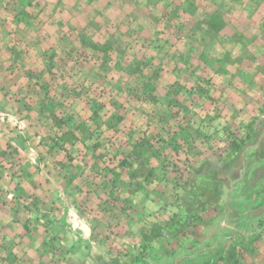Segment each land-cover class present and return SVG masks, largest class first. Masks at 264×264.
Segmentation results:
<instances>
[{
    "label": "crops",
    "instance_id": "1",
    "mask_svg": "<svg viewBox=\"0 0 264 264\" xmlns=\"http://www.w3.org/2000/svg\"><path fill=\"white\" fill-rule=\"evenodd\" d=\"M197 1L0 0V106L18 112L24 124L20 131L14 127V122L0 120V264H62L63 257L74 244L87 245L94 250L96 243L106 252V245L117 240L127 249L133 248L132 240L136 235L126 224L132 221L131 215L119 210L122 203L111 206L115 211L110 217L111 227L103 216L102 210L107 203L98 202L95 192H108L110 188L100 185L97 191L88 195V184L83 176H87L92 168L96 155H78L72 165L66 152L86 149L82 140H88L91 145L96 140L90 138L95 130L102 132L99 141L108 135L109 139L126 142L127 148L135 143L136 133L145 129L150 116L136 115L141 111V101L128 88L142 79L149 80L150 73L135 78L124 72V67L134 60L150 61V67L159 60L162 65L166 64L165 75H160L156 85L159 94L155 95L161 100L171 97L166 89L162 90L167 81L178 80L187 84L186 88L192 87L194 81L186 83L181 75L185 70V59L182 58L175 70L169 60L176 49L185 55L184 58L197 64L198 54L194 50L198 44L177 29L180 19L186 15L188 2ZM208 2H215L213 5H218L220 12L233 20L241 17L246 21L241 28L243 42L237 46L240 50L215 73L213 86L192 91L183 89L178 94L187 104L185 121L190 118L188 113L193 112L191 124L195 144L199 150L209 153V148L221 144L229 132L227 127L215 122L214 105L220 100L224 102L225 98L236 104L237 88L243 91L241 103L245 112L259 114L255 124L258 135L253 143L264 137L261 133L264 129V0ZM162 13L166 16L157 21L156 16H162ZM230 30L228 27L225 32L230 35ZM49 62L52 67L45 69ZM106 64L114 66L107 76L99 70ZM72 67L79 72L74 75ZM170 67L174 70L173 76L169 74ZM28 70L35 72L36 77L28 74ZM239 72L240 81L237 78ZM42 81L49 83L48 90L40 87ZM90 81L94 83L93 87L82 90L81 83L87 85ZM219 82L223 84L222 90L215 87ZM71 87L75 93L69 90ZM125 89L129 95L125 94ZM215 90L220 95L216 96ZM86 97L92 100L106 98L111 103L97 106L99 117L91 119L92 106L86 104ZM114 101L118 103L114 104ZM159 105L162 110H168L167 106ZM207 113L211 116L206 117ZM57 135H62L63 147L54 146ZM213 156L217 158L216 154ZM240 157H243L242 152L236 161ZM257 162L264 164V154L257 157ZM248 174L256 178L249 181L242 202L250 198L257 200L259 194L264 193V179L260 181V188L256 186L254 190L253 185L259 177H264V170L257 169ZM123 182L126 183L120 181V186L115 189L123 186L128 192L129 186ZM143 185V193L134 202L148 207L146 202L151 201L141 202L140 199L143 194L155 191L147 181H143ZM233 192L228 190V195ZM22 200H26L25 204L27 201L34 203L26 207ZM67 205L102 217L98 221V230L94 231L88 220L90 216L86 214L79 220L82 234H75L77 231L67 225ZM257 210L263 215L255 219L244 216L227 219L226 216L210 235L215 234L218 244L225 238L222 232L241 229L252 235L260 234L258 247L262 246L264 205L250 207L248 212ZM228 212H233V208L228 207ZM91 221L96 222L92 217ZM234 222L236 227L230 229L229 223ZM26 224L31 227V232L26 231ZM193 251L184 250L180 256Z\"/></svg>",
    "mask_w": 264,
    "mask_h": 264
},
{
    "label": "trees",
    "instance_id": "2",
    "mask_svg": "<svg viewBox=\"0 0 264 264\" xmlns=\"http://www.w3.org/2000/svg\"><path fill=\"white\" fill-rule=\"evenodd\" d=\"M209 4L208 0L188 2V8L184 11L186 15L182 20L180 19L179 27H177L181 35L191 36L195 44L202 46L197 55V64H193L190 58H184L185 55L176 49L169 60L173 62L175 70L185 59L183 62L185 70L181 75L186 83L194 81L192 87L186 88L187 84L183 85L178 80L167 81L162 90L166 89L171 97L161 100L155 95L159 94L156 85L161 79L160 75H165L166 64L162 65L159 60L153 63L154 67H150V61L136 62L134 60L121 69L135 78L142 77L147 72L150 73L149 80L142 79L128 88L133 90L130 93L141 101V111L136 115L141 116L145 113L150 116L145 129L136 133L135 143L127 148L126 142L109 139L108 135L99 141L102 132L95 130L90 138L95 137L96 140L91 145H88V140H82L86 149L78 148L75 150L77 153L73 150L66 152L68 162L72 165L76 163L75 159L78 155L86 153L96 155L92 168L87 172V176H83L88 184V195L91 191H97V186L100 185L110 188L108 192L105 190L95 192L100 200L98 202L107 203L103 210H111V206H119L122 203L119 210L123 214L131 215L132 221L126 224L136 235L132 240L133 248L127 249L114 240L110 246L106 245L105 253L92 254L89 246L74 244L69 254L63 257L62 264H89V259L94 264H151L152 262L157 264H245L246 254L253 255L258 251V243L262 238L260 234L252 235L248 231L242 232L241 229L233 230L226 233L225 238L218 244L215 241V234L212 236L210 234L229 213V204L224 203L221 198L223 175L233 166L240 153L255 141L258 135L255 124L259 114L250 115V119L243 127L244 130L241 127L228 130L226 139L214 148H209L211 152L208 153L207 150H199L195 144L191 124L193 112L188 113L190 118L185 121L187 104L178 97L183 89L192 91L199 88L209 89L213 86L212 79L215 73H218L232 57V50L228 48L223 35L225 29L231 28L230 35L227 37L231 47L243 42L241 28L246 22L245 19L239 17L233 20L231 16L221 13L218 5ZM168 14L170 15L169 12ZM161 15L156 16L157 21L166 16L163 13ZM215 44L223 46L224 50L213 56L210 48ZM106 51L104 50L105 53ZM51 67V63L44 66L45 69ZM113 68L114 66L106 64L100 66L99 70L102 69L107 76ZM173 68L171 67L170 73L174 72ZM73 70L74 75L79 72V70L75 72L74 67H72ZM34 73L28 70V74L36 77ZM39 84L43 89L50 88L47 81ZM81 85L83 90L87 87L92 88L94 83L90 81L87 85L83 83ZM69 90L74 92L72 87ZM130 93L125 89V94ZM106 100V98L101 100L84 98L86 104L92 106L91 119L99 117L97 106L111 103L110 100ZM204 102L200 104L204 105ZM150 104H152L151 107H149ZM159 104L167 106L168 110H162ZM3 108L0 106L1 110H5ZM12 113L20 118L24 129L23 119L19 113ZM208 116L211 115L207 113L206 117ZM0 120L3 119L0 117ZM59 120L63 121V118ZM14 127L18 130L15 122ZM115 130L118 129L115 128ZM130 138L133 136L131 135ZM54 140V146L58 144L63 147L62 135H57ZM213 154L217 155L216 159ZM122 180L129 186L128 192L124 191L123 186L118 190L115 189L120 186ZM143 181H147L155 191L153 194H143L140 199L141 202L150 200L151 203L156 204V209H151L152 211L149 210V206L134 202L144 191ZM261 199L264 200V195ZM248 200L250 202L246 201L238 205L240 214L254 202L252 198ZM25 202L26 200H22V205L26 207L34 203L27 201L28 204H25ZM107 214L109 221L110 212ZM236 216L241 217L238 213ZM94 218L96 221L94 226L99 225L100 219ZM25 229L31 232L28 224ZM101 242L105 243V241ZM192 249H194L193 252L180 256L184 250Z\"/></svg>",
    "mask_w": 264,
    "mask_h": 264
},
{
    "label": "rangeland",
    "instance_id": "3",
    "mask_svg": "<svg viewBox=\"0 0 264 264\" xmlns=\"http://www.w3.org/2000/svg\"><path fill=\"white\" fill-rule=\"evenodd\" d=\"M215 4V2H212L211 6H215L213 5ZM235 11V10H234ZM231 31V30H230ZM202 35V34H200ZM223 35L225 36V40L227 42L228 48L232 50V58L236 57L237 52L240 50L239 47L235 46V47H231L228 43V39L227 37L229 36L228 33L225 32V30L223 31ZM234 45V44H233ZM202 46H198L194 52L198 54V52L202 49ZM224 50V47L219 45V44H215L212 48H210L211 54L213 56H215L214 54H220L222 53ZM196 57V56H195ZM230 62V61H229ZM171 68V67H170ZM172 76L174 75L173 72L170 73ZM240 76V77H239ZM239 76L238 81H240L241 79V73L239 72ZM173 78V77H171ZM242 80V79H241ZM217 81V79H216ZM220 86V87H219ZM217 90H222L223 84L222 83H216L215 85ZM236 89V88H233ZM237 94L234 97V100L237 101V105L235 103H231V101L229 99H223L224 102H222V100H220V102L215 103V108L213 110V114H215L214 116V120L215 122L219 123V126H225L227 127V131L228 130H232V128H243L244 125L247 123V121L250 119V115L249 113L245 112L244 107L242 106L241 103V96H242V90L241 88H237ZM214 94L216 96L220 95L219 91L214 92ZM226 110V111H225ZM225 111V112H223ZM244 130V128L242 129ZM244 132V131H242ZM223 134L227 133L226 131H222ZM261 133L264 136V129H261ZM243 157H240V159H238L232 166L233 170H229L226 171L223 175L224 177V181L222 183V196L221 198H223V202L228 205V207L231 209V207L233 208V212H230L229 215H227V219L232 218V217H236V213H238L241 217H249V218H258L259 216L263 215L261 214L260 210L257 211H252L251 213L248 212L249 208L247 207V209L241 211L242 213L240 214V211L238 209V205L240 203H243L242 200H244L243 197V193H246L247 190V185L249 184V181L251 179H254L256 177H249L250 175L248 174L249 172L251 173L252 171L255 170H264V164H258L259 162H257V157L262 156L264 154V137L262 140H259L253 144H250L247 148H245L243 151ZM245 154H249L247 155L248 157H244ZM217 165V164H216ZM145 168V167H144ZM143 168V169H144ZM249 170V172H248ZM248 172V173H247ZM249 175V176H248ZM264 179V177H259L256 181H254V190H256V186H258V188H260L261 183L263 182L262 180ZM262 181V182H260ZM259 182V183H258ZM251 184V183H250ZM249 186V185H248ZM228 190H234L233 195L229 196L228 195ZM230 193V192H229ZM262 195H264V193L259 194V200H253L254 202L251 204V207H256V206H263L264 205V200L261 199ZM258 199V198H257ZM248 201V200H246ZM260 201V202H259ZM147 205L150 207L149 210H153L156 209L157 205L154 203L146 202ZM73 205H67V210H66V220H67V225L72 229L77 231V235L80 236V234H82L80 231L81 229L79 228V220L82 219L83 215L86 216V214H88L90 216V218L88 219L90 221V223L92 224V227L94 226L93 222L91 221V217L95 220L94 216L92 213L90 212H83L81 210V208L79 210H77V206L75 209H73L72 207ZM68 209H71V213H73V215L76 217V220L73 221L71 219L72 216L68 214ZM151 210V211H152ZM86 211V210H85ZM104 214L103 216L106 217V220L108 218V214L110 212V217H113V213L115 214L114 210H103ZM82 212V213H81ZM236 212V213H235ZM70 213V214H71ZM258 216V217H257ZM100 220H102V217H98ZM87 219V218H86ZM105 220V222H106ZM112 220L110 219L109 221H107V224H109V227H111L112 224ZM100 223V222H99ZM97 227H99V225L94 226V231H97ZM229 227L230 229L233 227H236L235 222L234 223H229ZM79 231V232H78ZM229 232V231H228ZM228 232H222V235H225V233ZM93 249H91L92 254H96V253H105L104 252V248L99 245L94 243L93 244ZM258 253H255L253 255H248L246 254L245 257V264H264V241L262 242V246L259 247ZM89 264H94L92 262L91 259L88 260ZM151 264H157L152 262Z\"/></svg>",
    "mask_w": 264,
    "mask_h": 264
},
{
    "label": "built area",
    "instance_id": "4",
    "mask_svg": "<svg viewBox=\"0 0 264 264\" xmlns=\"http://www.w3.org/2000/svg\"><path fill=\"white\" fill-rule=\"evenodd\" d=\"M0 117L3 119V120H12V121H14L15 123H16V125H17V128L20 130V131H22L23 130V126H22V122H21V120H20V118L16 115V114H14V113H12V112H8V111H5V110H1L0 109ZM33 151H34V148L32 147L31 148ZM73 207V206H72ZM73 209H75L74 207H73ZM71 209H68V214L69 215H71L72 216V218L73 219H71L72 221H73V224H75L74 223V220H76V217L73 215V213H71Z\"/></svg>",
    "mask_w": 264,
    "mask_h": 264
}]
</instances>
